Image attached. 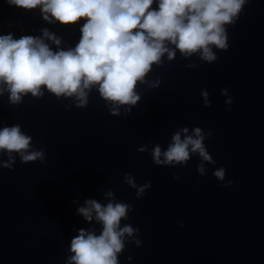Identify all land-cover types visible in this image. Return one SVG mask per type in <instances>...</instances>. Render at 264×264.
Masks as SVG:
<instances>
[{
	"label": "water",
	"instance_id": "obj_1",
	"mask_svg": "<svg viewBox=\"0 0 264 264\" xmlns=\"http://www.w3.org/2000/svg\"><path fill=\"white\" fill-rule=\"evenodd\" d=\"M0 264H264V0H0Z\"/></svg>",
	"mask_w": 264,
	"mask_h": 264
}]
</instances>
